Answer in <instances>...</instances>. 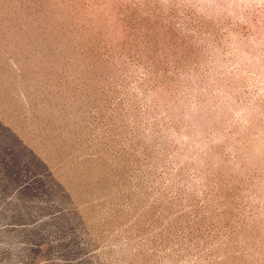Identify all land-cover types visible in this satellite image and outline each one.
<instances>
[{
	"label": "rangeland",
	"instance_id": "1",
	"mask_svg": "<svg viewBox=\"0 0 264 264\" xmlns=\"http://www.w3.org/2000/svg\"><path fill=\"white\" fill-rule=\"evenodd\" d=\"M0 264H264V0H0Z\"/></svg>",
	"mask_w": 264,
	"mask_h": 264
},
{
	"label": "clouds",
	"instance_id": "2",
	"mask_svg": "<svg viewBox=\"0 0 264 264\" xmlns=\"http://www.w3.org/2000/svg\"><path fill=\"white\" fill-rule=\"evenodd\" d=\"M212 2V0H209V3H211ZM233 13H231V12H229V15H232ZM240 20H241V22H243V17L241 16L240 17ZM237 38H236V36L235 35H233V40L235 41ZM230 47H233V48H235L236 47V45L235 44H233V45H231ZM244 58L246 59L247 57H246V54H244Z\"/></svg>",
	"mask_w": 264,
	"mask_h": 264
}]
</instances>
